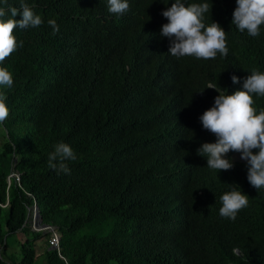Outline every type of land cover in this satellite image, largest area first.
Segmentation results:
<instances>
[{
    "label": "trees",
    "instance_id": "trees-1",
    "mask_svg": "<svg viewBox=\"0 0 264 264\" xmlns=\"http://www.w3.org/2000/svg\"><path fill=\"white\" fill-rule=\"evenodd\" d=\"M23 2L44 23L17 28L23 47L0 64L14 80L0 89L10 110L0 146V264H36L42 232L27 223L33 205L60 234L59 250L47 238L44 264H264V189L251 186L237 152L227 154V171L197 154L216 140L199 120L219 95L207 86L232 94L253 69L264 72V25L257 37L232 25L236 0H184L209 4L204 23L224 29L229 51L178 58L160 34L174 0H128L122 15L108 0ZM253 98L264 109V97ZM59 142L76 154L65 161L70 174L49 167ZM12 172L18 180L8 181ZM233 184L249 200L234 221L219 214ZM29 232L20 258L8 256L7 239Z\"/></svg>",
    "mask_w": 264,
    "mask_h": 264
},
{
    "label": "clouds",
    "instance_id": "clouds-1",
    "mask_svg": "<svg viewBox=\"0 0 264 264\" xmlns=\"http://www.w3.org/2000/svg\"><path fill=\"white\" fill-rule=\"evenodd\" d=\"M128 10V0H108L110 13L122 15ZM207 12H209L207 2L186 4L184 0H174L171 7L162 12L168 22L162 25L160 34L169 39V53L172 56L178 58L194 56L197 59L209 60L215 59L219 53L222 57H227L229 50L226 32L217 22L209 25L204 23ZM18 15L20 19H16ZM43 23L41 16L36 15L23 0L19 9L0 7V64H3L18 48L23 47V41L18 42L14 34L17 28L39 27ZM47 23L52 27L54 34L59 32V25L55 20L50 19ZM232 25H235L241 33L246 30L249 36H259L260 27L264 25V0H236ZM231 79L233 83L239 82L236 76H232ZM13 83V75L8 68L0 67V89H10ZM207 88L215 89L219 95L214 98L213 106L207 109L199 120L203 129L214 134L216 140L212 143H203L197 149V154L206 157L208 168L227 171L234 167L233 161L226 158L227 154L230 151L237 152L244 160L242 162H247V180L251 186L257 191L264 189V109L257 111L253 98L254 95L264 97V72L253 69L243 81V90H237L232 94L213 84H209ZM6 99V92L0 91L1 125L7 120L10 111ZM160 148L166 147L161 145ZM75 159L76 154L72 147L67 143L59 142L54 146V151L49 153L48 164L53 170L70 174L65 161ZM13 174L17 177L12 176ZM12 177L18 180L17 173L12 172L8 181ZM233 185L230 191L220 197L222 207L219 209V214L234 221L238 212L248 206L249 200L238 185ZM36 207L33 205L27 212L30 229L34 232L47 233L49 250L52 248L59 250L60 234L52 226L42 223H40L42 226L38 225ZM31 215L34 220L30 221ZM49 228L58 236V247L49 245L53 234ZM235 253L238 254V250Z\"/></svg>",
    "mask_w": 264,
    "mask_h": 264
},
{
    "label": "rangeland",
    "instance_id": "rangeland-1",
    "mask_svg": "<svg viewBox=\"0 0 264 264\" xmlns=\"http://www.w3.org/2000/svg\"><path fill=\"white\" fill-rule=\"evenodd\" d=\"M6 134L4 129L2 128V125L0 124V146L4 143ZM234 160L236 161H244L240 158V154H235L233 157ZM34 220L33 215L30 216V221ZM32 231H34L32 229ZM33 234L31 232L24 234V233H16L13 236L9 237L7 239V243L9 245V250H8V256L11 258L15 257L16 259L20 258V251H19V244L24 242L25 240H32ZM47 233H42V238L35 243V250L38 256L44 253V251L47 248ZM36 258L35 263L36 264H44V259L42 257ZM14 258V259H15Z\"/></svg>",
    "mask_w": 264,
    "mask_h": 264
},
{
    "label": "built area",
    "instance_id": "built-area-1",
    "mask_svg": "<svg viewBox=\"0 0 264 264\" xmlns=\"http://www.w3.org/2000/svg\"><path fill=\"white\" fill-rule=\"evenodd\" d=\"M12 176H16V175L13 174ZM49 229L53 232V230L51 228H49ZM49 245L52 247H58V236L55 232H53L52 237L49 240Z\"/></svg>",
    "mask_w": 264,
    "mask_h": 264
},
{
    "label": "water",
    "instance_id": "water-1",
    "mask_svg": "<svg viewBox=\"0 0 264 264\" xmlns=\"http://www.w3.org/2000/svg\"><path fill=\"white\" fill-rule=\"evenodd\" d=\"M36 209H37V207H36ZM36 215H37L38 225H41V224H40V223H41V217H40L39 213L37 212ZM41 226H42V225H41ZM53 249H54V248H52V249H50V250H53Z\"/></svg>",
    "mask_w": 264,
    "mask_h": 264
}]
</instances>
